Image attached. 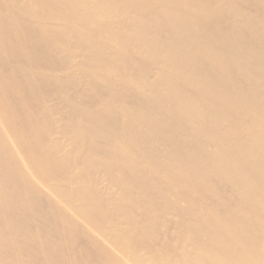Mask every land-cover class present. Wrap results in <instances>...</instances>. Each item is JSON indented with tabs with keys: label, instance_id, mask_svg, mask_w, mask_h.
<instances>
[{
	"label": "bare ground",
	"instance_id": "obj_1",
	"mask_svg": "<svg viewBox=\"0 0 264 264\" xmlns=\"http://www.w3.org/2000/svg\"><path fill=\"white\" fill-rule=\"evenodd\" d=\"M0 264H264V0H0Z\"/></svg>",
	"mask_w": 264,
	"mask_h": 264
}]
</instances>
